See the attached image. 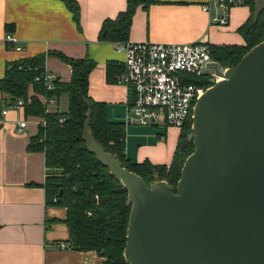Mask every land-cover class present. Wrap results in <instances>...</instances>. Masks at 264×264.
I'll list each match as a JSON object with an SVG mask.
<instances>
[{
    "label": "crops",
    "instance_id": "obj_1",
    "mask_svg": "<svg viewBox=\"0 0 264 264\" xmlns=\"http://www.w3.org/2000/svg\"><path fill=\"white\" fill-rule=\"evenodd\" d=\"M205 0H139L129 29L131 40L244 43L239 26L250 16L246 2L231 9L230 20L211 23L202 9ZM0 0V78L8 64L20 57L44 52V68L61 80L71 76V65L49 50L72 57L89 56L96 64L89 73V93L107 105L111 120L124 121L128 88L108 80L106 62L124 61V51L105 38L103 21L115 17L128 0ZM14 34L21 49L8 46L5 34ZM62 94V93H61ZM48 110L60 107V97ZM42 98V94H40ZM13 95L0 88V264H103L95 249L61 246L70 237L64 220L67 207L47 201L45 153L27 148L42 116L27 114L24 105L12 106ZM10 100V101H9ZM68 104V97H67ZM2 112V108H6ZM27 124L18 129L20 119ZM125 154L132 161L148 159L169 164L180 128L175 125L125 123Z\"/></svg>",
    "mask_w": 264,
    "mask_h": 264
},
{
    "label": "water",
    "instance_id": "obj_2",
    "mask_svg": "<svg viewBox=\"0 0 264 264\" xmlns=\"http://www.w3.org/2000/svg\"><path fill=\"white\" fill-rule=\"evenodd\" d=\"M209 65L223 77L194 104L175 186L148 183L96 139L90 111L84 122L87 148L128 189L130 264H264V38L225 69Z\"/></svg>",
    "mask_w": 264,
    "mask_h": 264
},
{
    "label": "trees",
    "instance_id": "obj_3",
    "mask_svg": "<svg viewBox=\"0 0 264 264\" xmlns=\"http://www.w3.org/2000/svg\"><path fill=\"white\" fill-rule=\"evenodd\" d=\"M68 2L73 6L70 0ZM138 2L128 0L126 8L115 17L104 19L102 31L105 30V38L128 39L132 15ZM245 2L250 5L251 14L238 29L245 42H209L212 57L221 66L235 64L249 47L264 38V8L256 13L255 0ZM48 52L71 65L69 79L57 78L53 89L46 87L42 77L36 79L35 75L43 73L44 69L46 53L41 52L11 61L0 78V88L8 95L21 97L27 114L40 115L46 119L45 124L39 122L27 148L45 153L47 174L44 186L47 201L63 203L67 207L64 220L70 232L68 246L95 249L104 256L103 264H130L124 256L130 212V205L126 202L128 189L87 148L83 130L88 112V124L93 135L105 149L116 153L123 165L143 176L148 183L164 178L174 186L184 159L194 148L193 139L188 137L192 117L180 128L169 164L153 163L148 159L132 161L125 154V122L109 119L106 102L89 93V73L96 61L87 55L72 57L56 49ZM123 67V62L108 60L107 79L116 81V75ZM194 80L209 84L212 76L202 75ZM63 92L68 97L67 109L47 110L40 94L59 96ZM54 196H57L56 200Z\"/></svg>",
    "mask_w": 264,
    "mask_h": 264
},
{
    "label": "built area",
    "instance_id": "obj_4",
    "mask_svg": "<svg viewBox=\"0 0 264 264\" xmlns=\"http://www.w3.org/2000/svg\"><path fill=\"white\" fill-rule=\"evenodd\" d=\"M245 0H205L202 9L209 13L211 23L225 25L230 20L231 9ZM5 40L11 48L21 49L18 38L7 32ZM114 47L124 51V67L116 75V82L125 84L128 88V106L125 123L175 125L179 128L192 117L194 104L205 89L218 79L211 61L209 42L205 39L189 41H161V40H114ZM221 69L226 67L221 66ZM202 75L212 76L209 84L198 83L194 78ZM43 78L46 87H56L58 75L47 68L35 78ZM42 94V101L48 110L49 104L56 101V95ZM24 101L15 97L11 105L21 106ZM2 112L7 111L2 108ZM63 117L60 118L62 120ZM42 123L46 119L42 116ZM18 129L27 124V119L18 122ZM54 200L57 196H54ZM61 246H68L67 240L60 242Z\"/></svg>",
    "mask_w": 264,
    "mask_h": 264
},
{
    "label": "rangeland",
    "instance_id": "obj_5",
    "mask_svg": "<svg viewBox=\"0 0 264 264\" xmlns=\"http://www.w3.org/2000/svg\"><path fill=\"white\" fill-rule=\"evenodd\" d=\"M65 105H67V94L63 92L60 97V107H64ZM191 128H192V124H191Z\"/></svg>",
    "mask_w": 264,
    "mask_h": 264
},
{
    "label": "bare ground",
    "instance_id": "obj_6",
    "mask_svg": "<svg viewBox=\"0 0 264 264\" xmlns=\"http://www.w3.org/2000/svg\"><path fill=\"white\" fill-rule=\"evenodd\" d=\"M222 77H223V76L219 75V76H218V79H221Z\"/></svg>",
    "mask_w": 264,
    "mask_h": 264
}]
</instances>
